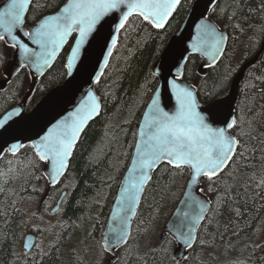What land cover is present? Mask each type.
I'll list each match as a JSON object with an SVG mask.
<instances>
[{"label": "trees", "instance_id": "trees-1", "mask_svg": "<svg viewBox=\"0 0 264 264\" xmlns=\"http://www.w3.org/2000/svg\"><path fill=\"white\" fill-rule=\"evenodd\" d=\"M67 1L33 0L27 29ZM195 1L183 0L163 29L140 16L125 24L112 60L96 86L101 114L82 135L58 186H50L44 173L46 163L31 145L16 155L6 152L0 161V264H61L73 234L79 236L83 248V255L75 256L73 264H81L90 254L92 264H110L113 256L103 244L105 225L130 165L143 113L159 84L153 67ZM209 16L228 33L226 51L205 74L200 73L201 57L191 56L183 74L204 104L226 96L241 65L261 49L264 0H219ZM72 44L73 40L36 83L27 111L64 83ZM14 52V47L0 42V78ZM28 77L24 68L0 90V117L22 100ZM231 134L238 140V149L227 168L201 180V192L211 200V209L184 264H264V244H253L264 222V52L241 83ZM190 173L187 167L168 163L154 172L131 237L118 250L115 264H178L179 246L171 235L163 237V232ZM64 190L67 194L53 227L48 221L53 217L50 211ZM33 210L35 214L30 216ZM41 224L52 237L51 246L45 252L34 248L23 257L20 242L24 230L42 233Z\"/></svg>", "mask_w": 264, "mask_h": 264}, {"label": "water", "instance_id": "water-1", "mask_svg": "<svg viewBox=\"0 0 264 264\" xmlns=\"http://www.w3.org/2000/svg\"><path fill=\"white\" fill-rule=\"evenodd\" d=\"M182 1L180 0L167 16L162 27L152 24L158 29L165 28ZM218 1H195L153 67V73L158 77L159 84L143 113L130 165L122 178L105 225L103 244L105 249L114 255L110 260L111 264L118 259L117 251L126 245L131 237L134 219L154 172L161 164L168 163L167 159H160L156 160L151 168L141 167L142 162L150 158L152 152L159 146L156 137L160 132L162 114L175 116L178 113L181 103L178 93L181 90L191 92L195 113L203 118L208 127L225 129L227 135L237 140L231 134V129L235 125L231 127L229 125L233 121L236 122L241 83L248 69L256 65L260 59L264 52V43L255 57L241 65L229 93L211 103H202L194 85L183 78L186 64L191 56L201 57L200 73L205 74L206 68L218 64L226 51L228 33L209 16ZM13 2L14 0H6L0 4V42L5 40L16 48L14 61L5 69L7 80L0 82V90L5 89L11 79L23 68L29 69L36 81L42 78L73 40L67 59L68 74L64 83L49 91L32 111L26 112L25 104L22 102L0 117V161L6 152L16 155L24 146L31 145L40 159L41 155L45 156L41 159L46 163L44 173L50 186L54 187L59 185L65 176L85 130L101 114V100L96 86L112 60L120 32L125 24L134 16L144 19L139 14V10L131 11L129 14L130 10L127 6L141 0H123L116 9H111L101 16L83 40H81L80 28L84 25H73L72 30L61 37L57 34L58 27L63 28L67 21L53 19L67 16L65 9H69L70 5L79 0H68L57 12L43 17L30 30L26 27V18L33 0H28L23 12L20 13L19 23L14 25L5 16L6 12L14 11L10 7ZM212 31L215 33L214 36L209 34ZM217 40L219 43H216ZM77 48L79 51L74 56L73 53ZM76 125H79V131L72 140L64 169L57 174L56 165L52 161L47 145L54 142L57 137L63 138L67 135L71 138ZM13 145L16 147L13 148ZM237 149L238 145L230 160L226 162V166L219 170L218 174L227 168ZM170 165L176 167L174 164ZM182 167L190 169V178L163 232V237L167 234L171 235L179 246L176 251L178 264L185 263L188 250L195 245L198 230L211 209V200L200 189L201 180L205 175L195 173V170L187 164ZM65 196L66 192L62 194L52 213L60 209ZM197 202L204 205V213L199 220L195 219L199 211ZM189 232L191 246L180 242ZM36 244L37 236L34 233H28L24 237V249L27 253H30Z\"/></svg>", "mask_w": 264, "mask_h": 264}, {"label": "snow or ice", "instance_id": "snow-or-ice-1", "mask_svg": "<svg viewBox=\"0 0 264 264\" xmlns=\"http://www.w3.org/2000/svg\"><path fill=\"white\" fill-rule=\"evenodd\" d=\"M26 3L28 0H14L10 6L14 11L5 13L13 25L19 23L20 13L23 12ZM121 3L123 0H79V2L70 5L69 9H65V12L68 13L67 16L53 18L56 21L61 19L67 21L66 26L58 27L57 34L63 37L72 30L73 25H84L80 28V36L83 40L101 16L111 9H116ZM179 3L180 0H141V2L131 3L127 6L130 10L129 14L131 11L139 10V14L145 20H149L156 27H162L167 16ZM205 27L207 28V26ZM209 34L215 35L214 31ZM216 43H219V40ZM78 51L77 48L73 55L75 56ZM173 86L175 87V84ZM178 97L181 99L178 113L175 116H168L167 113L162 114L160 132L156 137L159 146L152 152L150 158L142 162L141 167L151 168L156 160L167 159L168 163L174 164L176 167L187 164L195 170V173L211 179L226 166V162L235 152L238 141L227 135L225 129H212L204 123L203 118L195 113L190 91L181 90ZM234 125L235 121L229 126ZM77 131H79V125L74 126L71 138H68L67 135L63 138L57 137L54 142L47 145L52 161L56 165L57 174L65 167V160ZM12 147L15 148L16 145ZM44 158L45 156L41 155V159ZM197 204L199 211L195 219L199 220L204 213V205L200 202ZM180 242L191 246V233L186 234V238Z\"/></svg>", "mask_w": 264, "mask_h": 264}, {"label": "rangeland", "instance_id": "rangeland-1", "mask_svg": "<svg viewBox=\"0 0 264 264\" xmlns=\"http://www.w3.org/2000/svg\"><path fill=\"white\" fill-rule=\"evenodd\" d=\"M3 2H4V0H0V4H2ZM14 55H15V52H14L13 56H11V58L8 60L7 65L11 64L14 61ZM6 66L3 69V72H2V75H1V78H0V82L2 80H6L7 79L6 74H5ZM35 81L36 80L34 79V77L31 76L30 73H29V77H28L27 82H26V84H25V86L23 88V98H22V100L19 103H22V102L25 103L30 98L31 90H32V87L35 84ZM32 214H35V210L30 212V216ZM35 218L32 220V222L35 221ZM40 221H42V220H40ZM48 221H49V223L53 224V223H55L56 218L54 217L52 219H49ZM35 223L37 224V221ZM39 223H41V222H39ZM41 225H42L41 226L42 233H40V232L36 233L37 236H38V241H37V245H36L35 248L39 249L41 252H45V251H47L49 249V247L52 244V237H50L48 235L47 231L45 230L44 224H41ZM30 231H31L30 228H26L24 230L23 235H22V239H21V242H20V248L23 251V257H24L25 254L26 255L28 254L23 248V237L25 235H27L28 232H30ZM79 242H80V238H79L78 235H76L75 239H73L72 236L69 237L68 249H66L64 254H63V258H62V263L61 264H73L72 262H73V258L75 256H77L79 258L81 253L83 255V251H82L83 248L79 244ZM253 244H256V245L264 244V222L262 223V225L260 227V230H259V233H258L257 237L254 239ZM84 257H85V259L81 260V264H92V262H93L92 254H90L89 256L85 255ZM186 258H187V255H186L185 259ZM109 263H110V260H109Z\"/></svg>", "mask_w": 264, "mask_h": 264}, {"label": "flooded vegetation", "instance_id": "flooded-vegetation-1", "mask_svg": "<svg viewBox=\"0 0 264 264\" xmlns=\"http://www.w3.org/2000/svg\"><path fill=\"white\" fill-rule=\"evenodd\" d=\"M23 69H24V68H23ZM11 80H12V79H11ZM7 86H8V85H7ZM7 86H6V87H7ZM31 98H32V95H31L30 98L25 102L26 111H27V105H28V103L30 102ZM40 101H41V100H40ZM40 101H39V102H40ZM39 102H38V103H39ZM38 103H37V104H38ZM37 104H36V105H37ZM36 105H35V106H36ZM35 106H34V107H35ZM27 112H29V111H27ZM59 184H60V183H59ZM57 186H58V185H57ZM54 187H56V186H54ZM64 192H66V191L64 190V191L62 192V194H63ZM66 193H67V192H66ZM62 194H61V196H62ZM61 196H60V197H61ZM65 197H66V196H65ZM59 199H60V198H59ZM58 201H59V200H58ZM57 203H58V202H57ZM57 203H56V205H57ZM54 208H55V207H53V209H54ZM53 209H51V211H50V215L53 216L52 218H54V217L56 218V216H57V214L59 213L60 210H58V211L55 212V213H52ZM52 218H50V219H52ZM51 224H52V223H51ZM54 225L56 226V224L53 223V227H54ZM30 232H32V231H30ZM28 233H29V232H28ZM32 233H34V232H32ZM35 234H36V233H35ZM36 235H37V234H36ZM76 235H77V234H73L72 238L75 239V238H76ZM24 237H25V236H24ZM24 237H23V245H24ZM37 237H38V236H37ZM23 248H24V246H23ZM63 254H64V251H63ZM63 254H62V256H63Z\"/></svg>", "mask_w": 264, "mask_h": 264}]
</instances>
